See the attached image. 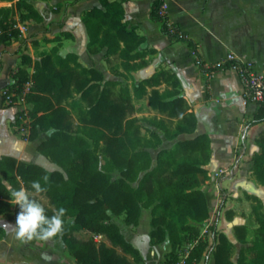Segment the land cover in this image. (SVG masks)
<instances>
[{
    "label": "crops",
    "instance_id": "crops-1",
    "mask_svg": "<svg viewBox=\"0 0 264 264\" xmlns=\"http://www.w3.org/2000/svg\"><path fill=\"white\" fill-rule=\"evenodd\" d=\"M18 1H0V6H16ZM25 1L39 12L41 19H20L24 10L16 6L18 25L23 33L21 39H25V43L22 48H19L21 42L15 39L0 43V123L3 124L0 125V159L11 156L47 171L61 172L66 179L68 175L63 166L39 150L56 129L38 126L35 136L30 138L33 120L30 112L34 104L26 105L29 118L23 119L24 105L16 99L13 103L8 102L4 91L18 81L20 69L33 75L36 62L47 54L52 56L58 68L64 70L96 69L102 76L93 82L99 83L102 89L108 86L111 97L115 89L122 87L123 92L116 99L124 97L131 104L127 120L134 119L129 131L134 141L131 144L128 141V146L133 148L137 143L135 151L151 156L148 169H139L134 177L125 178L131 187L137 190L144 175L160 163L162 152L175 150L179 141L207 136L210 158L202 164L207 170V178L198 189L206 198L208 210L216 217H210V221L213 219L218 231L229 239L232 264H259L257 253L264 239V183L255 172V157L263 152L258 139L264 133V122L249 123L261 104L245 96V86L237 71L220 69L210 75L208 70L229 53L242 60L254 61L258 68L264 67V0H165V13L185 35L182 40L164 34L161 23L150 18L153 0ZM112 1L121 3L122 20L131 32L124 40L113 38L112 34L106 40L102 29L93 35L95 41H92L86 23L92 18L89 12L94 8L105 11ZM149 21L159 24L160 34ZM109 32L114 33L113 30ZM188 40L194 42V47ZM180 41H186L188 48L180 47ZM25 55L30 58V64L24 62ZM197 60L201 64H197ZM84 77H91V74ZM154 91L157 93L152 101L154 105H151ZM71 93L62 103L72 116L69 134L86 141L92 167L104 172L110 182L124 178L122 169L113 167L100 133L78 119H84L82 112L87 111L89 105L74 83H71ZM178 98L183 102L175 108L172 102ZM183 111L194 115V131L179 132L177 126ZM50 130L52 134L47 135ZM150 135L153 140L145 138ZM0 178L2 182L8 180L15 189L25 188L44 207L57 209L47 191L35 193L31 183L27 185L17 173L5 177L0 167ZM224 179L234 180L230 188L223 187ZM154 185L161 190L158 177L154 178ZM2 196L0 200L8 202L9 206H0V264H80L63 235L49 241L21 242L16 239L11 226L15 220L6 213L13 212L15 205L9 203V193L7 197ZM158 202L140 199V215L133 223L126 221L125 212L118 215L108 210L111 220L120 227L127 241L138 249L142 261L132 253L124 252L120 246H114L105 234L87 229H74L72 234L79 240H92L97 246L104 244L115 248L132 264H175L165 256V240L156 242L151 236L153 211ZM73 220L74 217L68 218V222ZM202 222L190 219L188 224ZM200 243L203 242L196 238L192 250L183 258L189 259L186 263L193 261L195 264L200 260L202 264H216L214 234L210 242L212 247L207 244L199 258L191 259L193 249ZM44 254L48 259L43 258Z\"/></svg>",
    "mask_w": 264,
    "mask_h": 264
},
{
    "label": "trees",
    "instance_id": "trees-1",
    "mask_svg": "<svg viewBox=\"0 0 264 264\" xmlns=\"http://www.w3.org/2000/svg\"><path fill=\"white\" fill-rule=\"evenodd\" d=\"M121 1L124 2L125 0ZM164 3L165 0H153L150 18L160 22L163 33L170 38L185 39V35L180 37L179 27L169 21L166 13H160ZM17 8L24 10L20 16L22 20L28 18L41 19L39 12L25 0H19ZM109 8L110 4H107L105 11L94 8L89 12L92 18L87 19L86 23L88 32L92 35V41H95L93 35H96L97 31L107 28L105 20ZM10 9V7L0 6V27H3L0 43L8 42V40L18 37L20 33L18 29L9 32ZM120 11L124 17V10ZM121 21L122 26H120L119 21L112 20L113 25L116 26V31L113 30L114 33H110L104 30L103 39L108 40L111 34L113 38L126 39V35L131 30L126 28L123 20ZM188 42L190 46L194 47L193 41L188 40ZM24 57L26 58L24 62L30 64V58L27 55ZM35 66L36 70L32 75L34 85L27 97L28 101L34 104V108L30 112L33 119L30 138L35 136L38 126L56 129L54 135L39 146V150L60 163L68 177L64 179L61 172L47 171L37 164H27L16 160L14 157L3 156L0 159V167L5 177H8L9 173H17L27 185L38 180L42 186L47 188L51 201L56 208L64 207L67 210L63 218L65 221L63 238L80 264L132 263L125 256L119 255L115 248H108L104 244L97 246L92 240L84 241L75 238L72 234L74 229H87L96 234H105L114 246H120L124 252L132 253L142 261L140 252L127 241L120 227L111 220L108 210L111 209L118 215L125 212L128 223L136 222L140 215L138 201L145 199L147 202L153 203L156 201L157 193H161L162 200L158 202L153 211L152 224L154 229L151 236L156 242L162 241L166 236V228L163 227V222L167 220L169 229L167 232L173 246L178 247L181 243L180 231L192 230V225L188 224V221L192 219L202 222L209 215L206 198L203 192L198 189L207 178V170L202 167V164L210 158L209 138L200 135L194 139L179 141L175 150L162 152L158 166L147 172L142 178L140 186L134 190L125 178L134 177L139 169H148V160L150 161L151 156L147 152L135 151L137 143L134 144L133 148L128 146V141L130 144L134 141L130 138L131 133L129 132L132 121L126 118L132 109L129 100L124 99V97L122 99L112 98L108 86L102 89L99 83L93 82V80L101 79L102 76L96 69L90 68L81 72L72 68L64 70V68H58L53 63L50 54L36 62ZM82 72L90 73L91 77H84L85 74ZM17 77L18 81L9 88H21L30 78L29 72L25 69H20ZM71 83H74L77 90L82 93V98L89 105L88 110L84 111L83 122L94 127L91 128L92 131L100 133L113 167L121 168L124 178L110 182L104 172L92 167L86 141L80 136L69 134L68 131L72 127L69 120L72 116L62 103L64 98L72 94ZM156 93V91L153 92V102ZM181 102L183 99L178 98L172 103L175 108H179ZM260 104L259 110L249 123L250 125L264 122V101ZM40 112H42L41 115H39ZM180 120L177 126L179 132L194 131L196 121L193 114H186L183 111ZM258 140L262 144L263 152L255 157V172L264 183V133L260 135ZM45 176L48 177L47 182L44 180ZM155 177L160 180L161 190L155 188ZM0 195H3L2 197L8 196L1 178ZM1 204L9 206L8 202L4 200H0V206ZM158 205L163 208L164 213L156 217L155 211ZM44 208L49 217L53 215V210ZM19 211V206L15 205L13 212L9 210L6 213L16 221ZM69 217H74L73 222H68ZM210 229L215 239L213 252L216 264H232L229 260L231 253L229 239L224 233L218 231L216 224H212ZM196 238L197 236L194 237V239ZM206 245V243H200L196 246L192 251L191 259L199 258ZM257 256L258 263L264 264V239L259 245Z\"/></svg>",
    "mask_w": 264,
    "mask_h": 264
},
{
    "label": "rangeland",
    "instance_id": "rangeland-1",
    "mask_svg": "<svg viewBox=\"0 0 264 264\" xmlns=\"http://www.w3.org/2000/svg\"><path fill=\"white\" fill-rule=\"evenodd\" d=\"M0 1H3V0H0ZM131 3L133 4V3H135V1H131ZM1 5H3V4H1ZM16 6L15 5H13V6L12 5H5L3 7H7V8L10 7L11 8L10 9L11 10V14H10V17H9V26H10L9 27V29H10L9 32H11L13 30L15 31L17 29L19 30L20 33H19L18 37H14L12 39H15L17 41H20L21 44L19 45V48H22L23 45H24V43H25V41H24L25 39H23V40L21 39L23 33H22V30H21V27L18 25V21L19 20L17 19V16L19 17V13H18L17 9H15ZM146 8H148V6ZM106 9H107V7H106ZM120 10H122L121 3L117 2V1H112L110 3V8H109L108 16H107V18L105 20L106 21L105 23H106V26H107L106 29L104 28L105 31H111V30L116 31L115 30L116 29V26L113 25L112 20L119 21L121 23L120 26L123 25V23H122L121 20L124 17L121 14V11ZM20 16H21V14H20ZM149 22H150V24H152V26L154 28V31L159 33V30H160L159 29V24L158 23H154L152 21H149ZM2 33H3V27H0V35ZM179 46L182 47V48H185V49L188 48V44H187L186 41H180L179 42ZM5 65H7L6 62H5ZM122 89H123L122 87L115 89L114 93H112V98H117L120 95V93L123 92ZM0 100H1V97H0ZM150 103H151V105H154L153 102H152V100L150 101ZM143 104H144L145 107L149 108V106H147L146 103H143ZM9 110H11V109H9ZM82 113H84V112H82ZM129 115L127 114V117H126L127 119L129 117ZM78 119L79 120L80 119L82 120L83 118H78ZM153 120L154 119H151L150 122H153ZM132 121H134V119ZM136 121H137V119H136ZM145 122L148 125V121H145ZM0 125H3V124L0 123ZM145 138H148V140H153V137L151 135L149 137L148 136H145ZM232 183H234V180H232V179H224L223 180V187L224 188H230L231 185H232ZM161 196H162L161 193H157V195H156V201L161 202L160 201V200H162V197ZM163 213H164L163 208L162 207H159V205H158V207L156 208V211H155V216L156 217H159ZM213 215L214 214L212 213V211L209 210V215L202 222L203 224L202 223H199V224H202V225H199V224H196L195 225L194 224V225H192V230H182V231H180L181 243L176 248L173 247V243H172V241L170 239V236H169V234L167 232V231H169L168 224H167V220L165 222H163V224H164L163 227L166 228L165 229L166 236H164V240H165L164 243L166 245V248H165V256H166L167 260L170 263L174 262L176 264L181 259L186 258L185 256L189 253V251L192 250V248L194 246V242L196 240V239H194V237H196V236L200 240V242L209 244L210 247H212L210 242L212 241V234L213 233H212V231L210 229V226H211V224H213V219H211V221H210V217L214 218ZM188 260L189 259H186V262H188ZM201 262L202 261L199 260V261L195 262V264L196 263L197 264H202ZM192 263H193V261L192 262L191 261L189 262V264H192Z\"/></svg>",
    "mask_w": 264,
    "mask_h": 264
},
{
    "label": "clouds",
    "instance_id": "clouds-1",
    "mask_svg": "<svg viewBox=\"0 0 264 264\" xmlns=\"http://www.w3.org/2000/svg\"><path fill=\"white\" fill-rule=\"evenodd\" d=\"M46 134L51 135L52 130ZM44 180L47 182L48 177L45 176ZM3 183L4 189L11 197L9 203L18 205L20 209L16 216L15 224H8L12 226L16 239L21 242H28L34 239L49 241L63 235L65 223L63 218L67 211L64 207L54 210L53 215L49 217L44 206L31 196L25 188L15 189L8 180H4ZM31 188L35 190V193L47 191V188L42 186L38 180L31 183ZM43 258L48 259L46 254H44Z\"/></svg>",
    "mask_w": 264,
    "mask_h": 264
},
{
    "label": "built area",
    "instance_id": "built-area-1",
    "mask_svg": "<svg viewBox=\"0 0 264 264\" xmlns=\"http://www.w3.org/2000/svg\"><path fill=\"white\" fill-rule=\"evenodd\" d=\"M166 4L161 8V14H165ZM180 37H184V34L179 30ZM197 64H201L200 60H197ZM233 69L238 72L245 86V96L256 103L264 101V67L258 68L256 63L251 60H242L235 56L233 53H229L225 59L214 63L209 66V74L212 75L215 71L220 69ZM34 85L32 75L29 80L26 81L22 87L14 89L7 88L4 91L8 102L13 103L14 99L17 102L24 105L22 110L23 119L29 118V113L26 105L29 103L28 95L31 93ZM28 121V120H27ZM176 264H187L186 260L183 259Z\"/></svg>",
    "mask_w": 264,
    "mask_h": 264
}]
</instances>
